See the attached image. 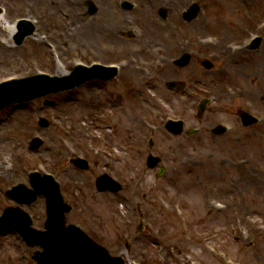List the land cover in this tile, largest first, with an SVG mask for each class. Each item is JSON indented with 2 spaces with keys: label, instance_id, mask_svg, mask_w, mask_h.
<instances>
[{
  "label": "rangeland",
  "instance_id": "obj_1",
  "mask_svg": "<svg viewBox=\"0 0 264 264\" xmlns=\"http://www.w3.org/2000/svg\"><path fill=\"white\" fill-rule=\"evenodd\" d=\"M44 1L49 3L42 2L41 7L47 11L56 10L57 12V15H53L49 22L62 20V16L58 12V2H62V0ZM153 1H155L153 6H155L158 1ZM230 1L232 0L228 2ZM203 3L206 4L209 13L213 14V6L216 2L209 0ZM232 4L237 7L235 15L233 14L231 18L228 14L227 16L223 14L224 17L219 18L224 19L221 21L226 20L229 31L243 35L244 26L251 24L252 20L264 16V0H234ZM220 12H222L221 7L218 10V13ZM153 15L158 18L157 14ZM170 18L174 19L173 16ZM158 21L162 26V23L166 25L167 20L158 18ZM176 23H178L177 20ZM86 24V30H93L94 25L98 31L100 27L104 26L101 22L89 21L79 23V30H82ZM178 24L182 25V23ZM213 28L216 29V27ZM74 31H77L76 28ZM55 32L59 33L60 30ZM147 33L148 36L161 39V32L156 28L147 31ZM162 34L164 36V32ZM103 41V38L95 40L97 44ZM139 43L140 41H135L129 45V48H136ZM60 45L62 47V40ZM62 49L63 55L71 53ZM8 51L12 53L9 59L11 62L0 63V74H10L31 63H38L45 68L53 66L48 49L32 39L20 48L0 49V53ZM263 51L264 44L259 52ZM254 54L255 52L249 53L248 58ZM64 68L69 69L71 66ZM184 73L185 71H183ZM245 74L248 73L245 72ZM172 75L173 71L170 66L164 65H161L159 70L156 69L149 76L139 77L129 71L119 77L123 82L114 81L111 83L114 84L112 86L107 87L105 84L97 83L93 84L95 87H92L88 84L71 92L35 99L25 106H7L1 110L0 165L3 166H0V213L5 207L15 205L5 195V190L19 182L28 183L27 173L32 168L42 170L46 165L47 168L55 172L62 182V192L66 200L73 206V212L68 216V222L82 224L94 238L107 246L113 255L127 257L128 264L133 259L142 260V264H191V262L228 264L226 259H219L211 253V247L227 252L242 264H264V125L256 127V135H249L251 139L253 136L256 138L252 139L251 143L247 139V144H245V138H248V135L240 132L235 136H219L215 141H207L204 135L182 134L178 138L170 136L162 123L167 118L166 116L174 111L187 110V119L190 125L200 122L209 125L215 118L214 113L216 112L215 109L210 108L209 112L204 113V117L198 120L194 117V113L191 114L192 107L189 110L177 100L176 102L179 104H173L174 98L171 97V101L169 100L166 96L168 92L164 86V82ZM245 83L250 85L247 81ZM128 84L134 85L133 88H129ZM257 84H261V82H255V86ZM146 86L152 88L156 94L155 98H150L147 95ZM109 88H112L113 93ZM262 89L264 90V87ZM121 106L122 109L117 110V116L125 119L128 130L131 128L134 132L137 125L147 124V122L155 125L152 131L148 125L145 124V128L143 126L145 133L139 137L144 145L141 159L145 161L147 147L145 138L149 135L155 138L156 147L157 144L159 148L165 145L167 152L165 153L166 160L163 163L167 171L158 182L161 189L166 187L171 191L170 195L172 194L173 198L182 202L185 208H183V215L180 217L184 216L183 218L178 219L179 217L174 213L164 214L159 206L155 208L157 204H151L148 212L151 214L150 220L153 226L151 224L149 226L148 215L146 216V212L143 210L146 219L143 221L141 231H138V227L141 226L140 221L144 218L141 219L142 216L137 215L133 221L125 222L126 218L123 216L128 212L127 205L121 203L123 195H106V192L100 193L96 189L97 176L102 172L109 171L103 163H99L104 160H98L92 155L88 156L92 166L91 170H81L69 161L70 157L76 156L72 152V147H79V144L86 145L91 141H94L96 147H99L113 141L109 140L108 144L104 140L99 142L101 131L98 127L102 123L106 124L107 120L98 122L95 114ZM252 111L257 113L259 110ZM223 119L217 118V120ZM42 120L47 122L46 127L41 126V123H44ZM36 134L42 135L45 141L37 150L32 151L29 142L31 140L32 143ZM92 134L94 139L90 140ZM231 137L239 138L241 141L234 143L230 141ZM171 139L175 144L173 150H171L173 145ZM212 142L214 144L211 146L214 148L208 146ZM230 152L233 153V157H226L225 155ZM84 153L89 154L87 150H84ZM79 154H83V152L81 151ZM139 156L140 151L135 150L130 152V156L124 157L122 162L127 161L129 164ZM244 158L251 159L252 168L237 163ZM96 162L98 165L95 164ZM176 170L183 178L198 183L196 186L178 188L179 196L183 199L191 197L198 199L208 191L215 188L218 190L199 200L189 199L185 202L178 198L174 186V184L183 183L182 179L179 178L174 184L169 182L173 181L171 174ZM155 172V170H150L147 173L146 182L156 178ZM254 172L255 175L252 174ZM109 173L116 175L113 172ZM151 173L155 178L148 176ZM118 176L120 177V174ZM204 178L206 182L201 184V180ZM232 178L235 180L233 186V181L230 182ZM144 189L146 190L145 187ZM213 197L224 199L227 204L232 205L231 209L224 213H206L203 202ZM38 205H40L39 201L33 207ZM28 208L31 211V206ZM238 212H240L241 222L234 220L235 214ZM127 217L130 216L127 215ZM37 224H40V221L37 220ZM158 228L161 229L159 233L156 231ZM198 235L201 236L200 241L196 238ZM127 239L130 241V247L126 246L125 240ZM162 247H164L163 251ZM34 249L36 248L28 247L16 234L3 236L0 238V264H35L31 259ZM9 253H14L19 260L7 261ZM22 255L26 256L23 260L20 259Z\"/></svg>",
  "mask_w": 264,
  "mask_h": 264
},
{
  "label": "bare ground",
  "instance_id": "obj_2",
  "mask_svg": "<svg viewBox=\"0 0 264 264\" xmlns=\"http://www.w3.org/2000/svg\"><path fill=\"white\" fill-rule=\"evenodd\" d=\"M106 14L108 15V20L109 21H112L113 19H114V17L112 16V15H110V12H109V10L108 9H106ZM109 16H110V18H109ZM80 22V21H79ZM154 22H156V20L155 19H149V21H148V23L150 24V25H152ZM87 25H84V27H83V29H82V32H80L79 33V38H80V42H83L82 41V37H84L83 35L85 34H87V33H89L88 31H85L86 29H87V27H86ZM10 34L12 35L13 34V32L15 31V24H11L10 25ZM92 32H94V30H92ZM82 34V35H81ZM3 36H0V49H4L5 48V44L4 43H2V38ZM85 38V37H84ZM10 55H12V53H10L9 51L8 52H1L0 53V63L2 62V63H8V62H11L9 59H10ZM9 56V57H8ZM261 62H263V64H264V58L261 60Z\"/></svg>",
  "mask_w": 264,
  "mask_h": 264
},
{
  "label": "water",
  "instance_id": "obj_3",
  "mask_svg": "<svg viewBox=\"0 0 264 264\" xmlns=\"http://www.w3.org/2000/svg\"><path fill=\"white\" fill-rule=\"evenodd\" d=\"M20 189L25 190L26 187L24 185H21L19 187L14 188L12 191H10V193L16 194L17 192H19L18 190H20Z\"/></svg>",
  "mask_w": 264,
  "mask_h": 264
}]
</instances>
